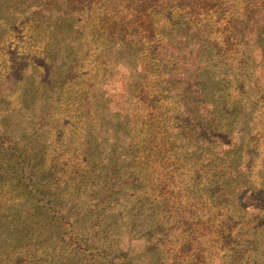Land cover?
Listing matches in <instances>:
<instances>
[{"label":"trees","instance_id":"trees-1","mask_svg":"<svg viewBox=\"0 0 264 264\" xmlns=\"http://www.w3.org/2000/svg\"><path fill=\"white\" fill-rule=\"evenodd\" d=\"M230 1L234 2L226 0L221 8ZM238 1L246 6L231 10L227 25L221 30V26L215 29L209 22L192 27L178 21L173 12L166 11L174 7L173 0H0V211H3L0 264H38L37 258L44 259L48 237L54 239L61 254L57 264H100L94 260V252L88 254L87 248L82 247L81 242L88 234L81 224L90 219L91 206L107 205L111 199L115 191L106 175L123 164L125 150L129 148L124 140L131 137L136 148L140 134L135 139V134L129 136L124 126L128 125L126 105L122 108L125 92L110 91L105 97L101 87L95 88L97 81L80 80L88 75L84 72L87 58L84 39L88 37L91 41L96 33L98 40L103 37V43L110 38L112 45L108 53L100 56L101 62L107 65L102 73L109 72L108 64L113 55L138 56L139 49L158 44L150 57L165 66L166 82L173 85L171 90L166 88L167 84L161 89L168 91L170 98L186 113L184 127L176 122L169 123L168 128H172L173 133L176 131L175 134L193 136L198 131L188 132L186 123L202 117L199 110L193 112L195 106L203 105L206 117L209 114L213 117L215 110L211 104L209 79L203 77L206 74H203L202 62L195 61L205 51L203 47L219 49L218 53L248 67L254 58L264 59V0ZM211 2L197 0L192 8L196 5L202 8L203 4L204 8H213ZM190 5L189 2L182 8H190ZM85 8H94L98 28L89 18L84 19ZM19 28L26 29L29 38L43 45V52L31 48L22 52L23 63L9 60V52L1 46L5 45V34ZM219 32L224 49L218 46ZM192 39L196 40L197 48L184 49L183 41ZM42 53L47 55L45 59L39 58ZM233 63L226 65L227 81L244 89L248 76L239 74L235 70L238 66ZM16 94L18 104L15 114H10L4 110V104ZM173 114L175 118V110ZM166 115L168 117V112ZM221 115L222 112H217L209 123L219 127ZM224 115L229 116L230 112ZM77 118L82 131L80 147L76 150L79 152L72 155V161L66 162L63 154L51 159V154L38 150L36 139L53 129L61 131L63 136L73 128L71 135L65 138L68 144H75L78 127L71 120ZM199 130L207 131L201 127ZM139 132L142 133V129ZM133 145L131 151H135ZM49 160L61 161L53 165ZM47 166L56 168L61 176L52 180L44 175ZM85 185L99 188L94 197L88 199L99 204L87 206L89 213L82 216L76 213V206L79 189ZM105 238L102 236L99 242ZM54 255L44 260L52 262Z\"/></svg>","mask_w":264,"mask_h":264},{"label":"rangeland","instance_id":"rangeland-1","mask_svg":"<svg viewBox=\"0 0 264 264\" xmlns=\"http://www.w3.org/2000/svg\"><path fill=\"white\" fill-rule=\"evenodd\" d=\"M210 1L213 8H204V4L202 8L197 5L192 8L197 0H173L174 7L166 11L192 27L209 22L210 26L215 29L221 26L222 30L231 10L246 6L234 0L222 4L221 8L226 0ZM189 2L190 8H182ZM85 10L84 19L89 18L98 28L94 8ZM218 36V46L224 49L221 32ZM4 39L5 45L1 46L9 52V60L16 63L24 62L22 52L28 48L43 52L39 40L29 38L23 28L5 34ZM87 39H84L87 51L84 72L88 75L80 80L97 81L95 88L101 87L105 97L106 92H125L122 108L126 105L128 125L124 126L129 136L135 134L136 139L140 134V143L135 148L131 137L125 139L129 148L125 150L123 164L108 171L107 181L115 191L108 206L88 200L99 190L95 185L79 189L76 213L86 215L83 213H89L87 206L99 204L91 206L90 219L81 224L88 234L81 242L87 248L85 252H94V260L100 264H264V59L254 58L248 67L218 53L219 49L204 46L205 51L195 61L202 62L203 74H206L203 77L209 79L215 110L213 117L210 114L206 117L203 105L195 106L193 112L199 110L202 117L193 118L186 125L188 132L193 129L198 134L187 136L168 128L169 123L176 122L184 127L186 113L170 98L168 91L161 89L167 84L165 66L150 57L158 44L139 49L134 58L129 53L113 55L109 72L102 73L107 65L101 62L100 56L108 53L112 45L110 38L103 43V37L98 40L96 33L91 41ZM87 41L90 42L87 44ZM195 42L184 40V49L197 48ZM45 57V53L39 56ZM229 63L240 66L235 70L248 76L245 84L241 82L244 89L227 81ZM166 88L171 90L173 85L167 84ZM17 104L18 94L8 98L4 110L15 114ZM112 107L115 110V104ZM213 107L209 109L213 111ZM226 111L230 115L225 117ZM217 112L223 115L216 128L208 120H214ZM79 122V118L71 120L78 127L75 144H68L65 138L73 128L63 136L61 131L53 129L36 139L38 150L51 154V159L63 154L66 162L72 161V155L80 147ZM200 127L207 131L203 133ZM132 145L135 151H131ZM51 161L54 165L61 160ZM43 174L52 180L61 176L51 166L44 167ZM102 236L106 238L99 242ZM44 249V259L55 255L52 262L37 258L38 264H57L61 254L53 238H47Z\"/></svg>","mask_w":264,"mask_h":264}]
</instances>
